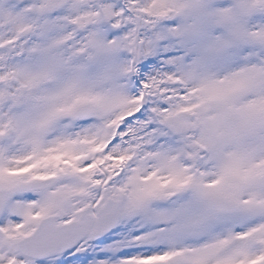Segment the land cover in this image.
<instances>
[{
  "label": "snow or ice",
  "instance_id": "1",
  "mask_svg": "<svg viewBox=\"0 0 264 264\" xmlns=\"http://www.w3.org/2000/svg\"><path fill=\"white\" fill-rule=\"evenodd\" d=\"M0 264H264V0H0Z\"/></svg>",
  "mask_w": 264,
  "mask_h": 264
}]
</instances>
